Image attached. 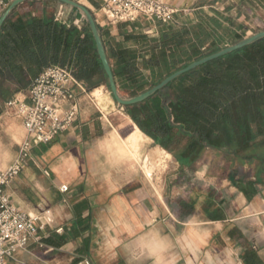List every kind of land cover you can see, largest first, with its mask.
Here are the masks:
<instances>
[{"label":"crops","instance_id":"0c3cea01","mask_svg":"<svg viewBox=\"0 0 264 264\" xmlns=\"http://www.w3.org/2000/svg\"><path fill=\"white\" fill-rule=\"evenodd\" d=\"M13 1L0 0V18ZM73 1L93 13L108 50L117 45L131 47L125 39L128 35L156 33L158 38L166 26L145 18L111 24L101 10L104 0ZM160 1L178 9L170 24L174 27L196 24L208 16L219 22L221 33H231V37L246 33L240 35L246 38L254 35L247 33L256 32L253 23H264V0ZM79 15L72 11L65 19L55 1L30 0L16 7L6 22L18 25L41 20L80 28ZM6 85L13 94L8 101L26 98L28 90L17 92L14 84ZM88 96L78 94L80 111L74 125L51 143L34 147L25 168L7 189L15 207L41 216L45 223L41 241L32 242L15 262L223 264L235 257L237 264H243L246 246L264 259V188L249 199L227 179L224 161L215 170L211 162L204 163L205 156L194 173L200 187L207 189L194 199H171L151 179L152 162L165 150L150 148L147 142L154 141L131 118L128 135L122 138L121 127L111 121L112 113L95 108ZM7 102L0 99V172L17 160L27 137L20 120L6 109ZM140 151L150 161L146 165L150 185L140 173L141 165L130 157H138ZM62 186L68 187L66 193L61 192ZM210 191L215 193L218 218H210L205 209ZM178 200L197 202L195 213L180 219ZM230 232L236 236L231 238ZM225 247L231 256L226 260L221 252Z\"/></svg>","mask_w":264,"mask_h":264},{"label":"trees","instance_id":"16d2710c","mask_svg":"<svg viewBox=\"0 0 264 264\" xmlns=\"http://www.w3.org/2000/svg\"><path fill=\"white\" fill-rule=\"evenodd\" d=\"M100 29V28H99ZM219 22L204 17L198 23L163 27L158 38L128 35L122 45L106 47L119 92L138 96L189 64L221 50ZM243 36H236L235 42ZM105 44V42H104ZM71 68L92 91L108 85L90 29L53 21L6 22L0 32V99L27 91L44 69ZM151 73V81L145 76ZM127 114L156 146L171 154L181 172H195L209 152L220 155L227 179L249 199L264 188V39L207 63L172 82L147 101L125 107ZM208 193L206 211L218 218ZM197 202L178 200V216L196 211ZM234 238L236 232H230ZM243 264H264L249 246Z\"/></svg>","mask_w":264,"mask_h":264},{"label":"built area","instance_id":"2783aa9c","mask_svg":"<svg viewBox=\"0 0 264 264\" xmlns=\"http://www.w3.org/2000/svg\"><path fill=\"white\" fill-rule=\"evenodd\" d=\"M101 10L115 25L135 23L141 18L170 25L179 12L160 0H104ZM79 93L87 91L73 70L52 65L35 79L26 98L15 97L6 103V109L20 120L27 137L20 145L17 160L0 172V264L16 260L32 242L42 239L40 232L45 229L42 217L15 207L7 189L25 168L34 147L49 144L71 129L79 116ZM67 191V186L61 187V192ZM76 264L92 263L84 260Z\"/></svg>","mask_w":264,"mask_h":264},{"label":"rangeland","instance_id":"374dc122","mask_svg":"<svg viewBox=\"0 0 264 264\" xmlns=\"http://www.w3.org/2000/svg\"><path fill=\"white\" fill-rule=\"evenodd\" d=\"M79 16H80V20L78 21V25L82 19L81 14ZM252 25L254 29L256 30V32L247 33L249 35L256 34L264 30L263 22L257 21L256 24L253 23ZM155 34L156 33H137V35H144V36L149 37L150 39L156 38ZM229 34L231 36V33ZM245 34L246 33H240V35H245ZM115 35H117V33H115ZM235 39H236V36L231 37L229 39L224 38L221 48L223 49L227 46H230L236 43ZM121 40L122 38H119V41ZM111 43L118 44V42L116 41H112ZM128 45L138 50L141 49V47L139 46L137 47V45L135 46V44L132 42H130ZM145 76L149 79V81H151V73L149 71H145ZM85 89L87 91L85 96L87 94L89 95L88 101L95 108H98L105 113L106 112L112 113L111 115L113 118L111 119V121L113 122V125L114 126L118 125L119 127H121V136L122 138H125L128 135V132L130 130L131 122L129 121V118L131 117L127 114L125 108L119 106L118 103L114 100L109 87L107 85H102L92 91H88L87 85H85ZM97 89H100V91L98 93H95V90ZM120 95L123 98H132L130 97V95L125 94V93L120 92ZM7 101L8 100H6V102ZM147 143L150 144V148L153 147L156 149L157 147H159L153 144L151 141H148ZM19 152H20V147H19ZM161 154L162 155L159 154L156 161L152 162L154 166V170L152 172L153 176L151 178V179H154L155 184L159 186L158 189L160 193L165 194L171 199H178L181 196H184L185 199L189 200V199H194V197H197L200 190L205 191L207 189L204 186L200 187V184L194 172L192 171L181 172V170L179 169V164L176 162L173 156L169 157L165 155L163 152H161ZM130 157L134 159L137 163H139V165H141L139 168L140 173L144 181L149 182V185H150L151 179L147 176V173H146V165L147 163L150 162L148 158L146 156L143 157L141 151L138 157L135 155H130ZM210 162H211V166L213 167V169L216 170V168H218L221 165L222 158L220 155L216 154L215 152H209L206 155V160L204 161V163L208 164ZM228 197H229V194H228ZM224 236L226 238V235ZM217 241H218V244H220V241L219 240ZM214 246L216 247V245ZM227 250H228L227 247L221 250L225 260L231 258ZM233 260L234 261H231V260L228 261V263L223 261V264H237V262L235 261V257ZM9 264H18V263L15 261H11ZM209 264L211 263L209 262Z\"/></svg>","mask_w":264,"mask_h":264},{"label":"water","instance_id":"95a60500","mask_svg":"<svg viewBox=\"0 0 264 264\" xmlns=\"http://www.w3.org/2000/svg\"><path fill=\"white\" fill-rule=\"evenodd\" d=\"M27 1H30V0H14L12 2V4L7 8V10L4 12V14L0 18V32L4 24L6 23V21L9 19L10 15L14 11V9ZM51 1H55L59 5L63 18L65 19L70 16L72 11H77L78 13L81 14L82 19H81V22L79 23V27L87 26L90 29L99 59L101 61L103 70L108 79V85H109L110 92L114 100L118 103V105L123 108L143 103L147 101L149 98L153 97L158 92L165 89L168 85H170L172 82L176 81L183 75L190 73L194 71L195 69L207 63L218 60L224 56H227L231 53L239 51L247 46H250L264 39V30H262L250 37H246L230 46H227L219 50L218 52L210 54L200 60H197L189 64L185 68L180 69L179 71L166 77L159 84L155 85L151 89L147 90L146 92L138 96H135L132 98H123L119 92V87L117 85V82H116L110 61H109V57H108L107 50H106V47L103 41L102 33L99 29V26L95 20L93 13L87 7L73 0H51Z\"/></svg>","mask_w":264,"mask_h":264},{"label":"bare ground","instance_id":"6f19581e","mask_svg":"<svg viewBox=\"0 0 264 264\" xmlns=\"http://www.w3.org/2000/svg\"><path fill=\"white\" fill-rule=\"evenodd\" d=\"M165 155L169 156V157H172V155H170L169 153L165 152V151H162Z\"/></svg>","mask_w":264,"mask_h":264}]
</instances>
